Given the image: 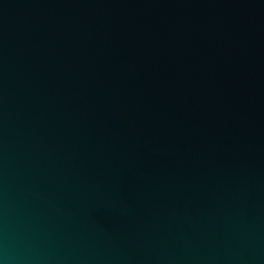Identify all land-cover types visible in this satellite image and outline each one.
Wrapping results in <instances>:
<instances>
[{
    "label": "water",
    "instance_id": "obj_1",
    "mask_svg": "<svg viewBox=\"0 0 264 264\" xmlns=\"http://www.w3.org/2000/svg\"><path fill=\"white\" fill-rule=\"evenodd\" d=\"M0 264H264V0H0Z\"/></svg>",
    "mask_w": 264,
    "mask_h": 264
}]
</instances>
